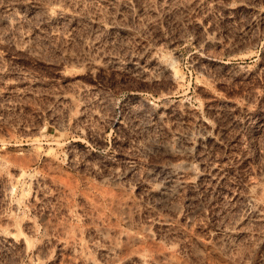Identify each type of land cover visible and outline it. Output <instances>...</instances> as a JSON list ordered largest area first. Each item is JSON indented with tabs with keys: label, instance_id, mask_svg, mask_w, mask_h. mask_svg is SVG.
<instances>
[{
	"label": "rangeland",
	"instance_id": "obj_1",
	"mask_svg": "<svg viewBox=\"0 0 264 264\" xmlns=\"http://www.w3.org/2000/svg\"><path fill=\"white\" fill-rule=\"evenodd\" d=\"M250 192L264 0H0V264H264Z\"/></svg>",
	"mask_w": 264,
	"mask_h": 264
},
{
	"label": "bare ground",
	"instance_id": "obj_2",
	"mask_svg": "<svg viewBox=\"0 0 264 264\" xmlns=\"http://www.w3.org/2000/svg\"><path fill=\"white\" fill-rule=\"evenodd\" d=\"M192 114L194 115L195 119L200 123V125L203 127V129H205L207 126V121L205 120V117L200 116L198 113H196L194 111ZM168 166H171V165L169 164ZM221 167L222 166L218 162L210 161L208 166H207V169H208L209 173L212 174L213 178H215L218 176V174L222 170L223 167L222 168ZM193 168H192V165L186 161H180L178 163V166H176L174 168H173V166L167 168L168 178L167 179L164 178L165 180L162 179L165 181L164 188H166L168 186H170L169 188H171L172 182H175V184L176 183H180V184L190 183L192 181L193 177H199L200 178L202 175H204L203 172L196 173V171ZM254 186L256 188L252 187V189H254L253 191H255V189H256V191L258 192L259 186L255 183H254ZM172 188H173V186H172ZM252 193L251 192L246 193L244 195V199H246V201H248V202L250 201L254 204L256 212L254 213L253 217L257 220H263L264 221L263 204H262L261 200H259V198H257L256 194L255 193L252 194ZM31 229H32V226H31ZM98 233L102 236L103 235L107 236V234L109 233V229L108 228L100 229L98 231ZM0 237H2L5 240H8V241L10 240V241H14V242L15 241L17 242V240L20 239L22 244H24V245H28L30 242V237L27 234L23 233L15 225H13L11 228H9L7 230H3L0 228ZM63 245L65 247H69L75 251H78V249L83 246V241L80 237H78L76 235H72L65 243H63ZM115 250H116V245H114V244L108 246V248L106 249L107 253H113ZM82 260L88 264H95V261L88 256H82Z\"/></svg>",
	"mask_w": 264,
	"mask_h": 264
}]
</instances>
